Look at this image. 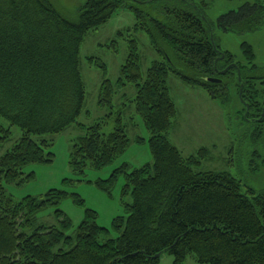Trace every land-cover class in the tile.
Returning <instances> with one entry per match:
<instances>
[{"label":"trees","instance_id":"1","mask_svg":"<svg viewBox=\"0 0 264 264\" xmlns=\"http://www.w3.org/2000/svg\"><path fill=\"white\" fill-rule=\"evenodd\" d=\"M127 1L85 0L71 20L52 0H0V118L21 131L19 140L0 156V264H158L155 255L165 250L173 264H184L188 257L196 264H264V194L243 192L240 182L226 172L196 170L200 162L183 157L168 139L176 117L169 75L223 106L230 103L232 89L239 96V74L243 88L238 98L249 106L247 117L258 119L264 113V66L254 65L252 46L241 45L244 65L220 52L211 36L213 27L201 13L168 10L159 20L132 8L135 30L145 31L160 60L152 62L143 79L136 42L131 41L115 84L106 78V66L99 64L103 80L98 106L112 109L120 92L133 86L131 103L150 134L152 164L132 171L123 166L101 185L110 186L123 174L124 190H131L132 202L124 205L126 217L113 220L117 238L111 239L108 230L97 225L91 210H85L74 236L68 235L71 221L57 209L67 196L63 191L50 190L40 199L25 197L19 202L6 194V184L21 185L33 178L24 175L25 167L52 162V154L46 153L51 142L44 137L73 125L83 133L69 154L76 174L88 167L99 171L126 151L130 139L120 111L108 134L99 123L86 127L77 119L85 101L80 46ZM262 26L263 0L246 3L216 21L218 30L235 35ZM119 97L127 100L126 94ZM244 104L238 112L242 119ZM251 128V143L264 151V117ZM10 136L0 124V145ZM201 157L199 152L197 158ZM73 195L82 206L83 200ZM46 207L56 208L57 227L36 224V214Z\"/></svg>","mask_w":264,"mask_h":264},{"label":"rangeland","instance_id":"2","mask_svg":"<svg viewBox=\"0 0 264 264\" xmlns=\"http://www.w3.org/2000/svg\"><path fill=\"white\" fill-rule=\"evenodd\" d=\"M84 1L52 0V3L63 16L75 20L77 8ZM149 1H127L126 6L116 11L105 24L85 36L79 50V71L84 85L85 101L77 123L86 127L99 123L102 132L108 134L113 130L115 116L120 111L130 139L126 151L112 164L99 171L88 167L82 174H76L70 168L69 154L73 142L83 133L73 125L58 135L44 137L46 141L51 142V146L46 150V153L53 156L51 163L29 165L23 169V173L25 176L33 174V178L21 185L4 186L6 194L15 202L25 197L40 199L50 190L65 192L67 196L61 200L57 209L71 221V229L68 232L70 236H74L84 219L85 210H91L97 215V225L108 230L111 239L117 238V233L112 228L113 220L119 216L126 217L124 205L132 202L131 190H124L126 182L123 174L117 175L110 186L103 188L101 185H107L114 171L123 166L132 171L152 164L148 146L150 134L143 121L135 114L134 105L131 103L135 97L133 86H127L120 92L119 96L126 94L127 100L116 97L112 109L98 106V92L103 80L99 64L106 66V78L115 84L120 78L121 67L128 58L131 41L136 42L143 79L152 62L160 60L152 50L145 31L135 30L138 22L132 8L141 9L159 20L166 18L168 10L201 13L204 16L202 19L206 18L213 27L211 36L220 52L230 53L236 62L244 65L241 45L247 43L253 48L254 65L264 66V26L243 35L224 33L216 28V21L221 15L235 11L246 3H253L254 0ZM168 87L176 108L173 128L168 133L170 143L183 157H195L200 162L196 170L226 172L240 182L243 192L253 190L264 194V151L260 146L251 143L252 125L239 117L242 103L237 90L232 89L230 103L221 106L201 90L187 87L173 75L168 77ZM108 114L110 115L107 116ZM0 124L11 132L10 140L0 145L2 156L19 140L21 131L15 126H9V123L1 118ZM40 138L42 137H34L36 140ZM135 139H141V142H136ZM199 152H202L201 159L197 158ZM73 194L83 200L82 206L76 205ZM55 210V207L40 210L36 214V224L57 227ZM158 264H173V258L167 252L163 253ZM184 264L196 263L188 257Z\"/></svg>","mask_w":264,"mask_h":264},{"label":"flooded vegetation","instance_id":"3","mask_svg":"<svg viewBox=\"0 0 264 264\" xmlns=\"http://www.w3.org/2000/svg\"><path fill=\"white\" fill-rule=\"evenodd\" d=\"M231 66L236 67L234 64H231L230 67H231ZM242 88H243V84H242ZM239 89H240V88H239ZM241 94H242V93H241ZM240 96H241V95H240ZM241 103L244 104L242 100H241ZM244 108H245V112H244V114H243V120H244L245 122H248L250 125H253V124L256 123V122H260V121L262 120V118L264 117V113L262 112V113H261V117L258 118V119H256V118H248L247 115L249 114V106H248L247 104H244Z\"/></svg>","mask_w":264,"mask_h":264},{"label":"water","instance_id":"4","mask_svg":"<svg viewBox=\"0 0 264 264\" xmlns=\"http://www.w3.org/2000/svg\"><path fill=\"white\" fill-rule=\"evenodd\" d=\"M225 73V70H223V71H221V74H224ZM238 81L240 82V89H239V97H240V95H241V93H242V82H241V78L239 77V74H238ZM208 82H211V83H217V82H219V80H216V79H208ZM167 252V250H165V251H163V252H161V253H158V254H156L155 255V258L156 259H158V258H160V256L163 254V253H166Z\"/></svg>","mask_w":264,"mask_h":264}]
</instances>
